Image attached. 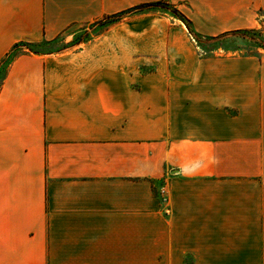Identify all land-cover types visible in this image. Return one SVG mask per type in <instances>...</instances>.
I'll return each instance as SVG.
<instances>
[{
  "label": "crops",
  "instance_id": "crops-1",
  "mask_svg": "<svg viewBox=\"0 0 264 264\" xmlns=\"http://www.w3.org/2000/svg\"><path fill=\"white\" fill-rule=\"evenodd\" d=\"M160 1L195 36L264 28V0H0V264H264V50L102 25Z\"/></svg>",
  "mask_w": 264,
  "mask_h": 264
},
{
  "label": "rangeland",
  "instance_id": "rangeland-1",
  "mask_svg": "<svg viewBox=\"0 0 264 264\" xmlns=\"http://www.w3.org/2000/svg\"><path fill=\"white\" fill-rule=\"evenodd\" d=\"M147 12V11H146ZM149 12V11H148ZM150 12L160 13L162 15H167L173 20L181 22L186 25L184 20L175 16L169 11H166L162 8H157L150 10ZM144 13V12H143ZM135 15V14H134ZM133 16V15H131ZM129 16V17H131ZM104 28L96 29L95 31L89 32L81 31L70 43L73 45L74 43H79L80 41H85L92 34L100 33ZM196 42L197 47L201 50L204 55L207 56H216V55H230V54H257L259 51L264 50V28H259L256 30L248 31V32H239L234 33L228 36H224L219 39H211V38H203L200 36H193ZM66 43H64V39H61L55 43L44 44L39 46H29L27 48H21L18 51V55L21 51L31 50L38 53H51L54 51H59L63 47H66ZM10 63V60H9ZM9 63H7L0 71V84L2 83Z\"/></svg>",
  "mask_w": 264,
  "mask_h": 264
},
{
  "label": "trees",
  "instance_id": "trees-1",
  "mask_svg": "<svg viewBox=\"0 0 264 264\" xmlns=\"http://www.w3.org/2000/svg\"><path fill=\"white\" fill-rule=\"evenodd\" d=\"M157 8H162L166 11H169L172 14H174L175 16L179 17L180 19L184 20L189 32L191 34H193L192 29H191L190 24H189V21L173 5H171L167 2H163V1H160V2H157L154 4L139 6V7L133 8L132 10L124 12L120 15L112 16V17L108 18L105 22H103L102 25L114 24V23H117L118 21H121L122 19H124L126 17L131 16V15L143 13V12L150 11V10L157 9ZM7 61H5V63H3V65L0 67V71L7 64Z\"/></svg>",
  "mask_w": 264,
  "mask_h": 264
},
{
  "label": "built area",
  "instance_id": "built-area-1",
  "mask_svg": "<svg viewBox=\"0 0 264 264\" xmlns=\"http://www.w3.org/2000/svg\"><path fill=\"white\" fill-rule=\"evenodd\" d=\"M166 192L165 188L162 189V193L164 194ZM164 201H167V198H164Z\"/></svg>",
  "mask_w": 264,
  "mask_h": 264
}]
</instances>
